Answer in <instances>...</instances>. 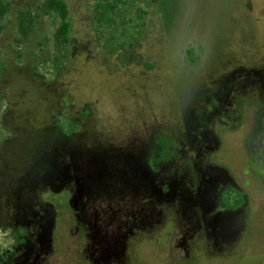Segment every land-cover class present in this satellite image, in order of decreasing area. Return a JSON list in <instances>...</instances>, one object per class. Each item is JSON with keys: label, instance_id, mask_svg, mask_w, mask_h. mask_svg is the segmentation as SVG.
Masks as SVG:
<instances>
[{"label": "rangeland", "instance_id": "374dc122", "mask_svg": "<svg viewBox=\"0 0 264 264\" xmlns=\"http://www.w3.org/2000/svg\"><path fill=\"white\" fill-rule=\"evenodd\" d=\"M46 1L0 0V225L41 205L38 264H264V0H63V47Z\"/></svg>", "mask_w": 264, "mask_h": 264}, {"label": "flooded vegetation", "instance_id": "af4514ba", "mask_svg": "<svg viewBox=\"0 0 264 264\" xmlns=\"http://www.w3.org/2000/svg\"><path fill=\"white\" fill-rule=\"evenodd\" d=\"M254 78L247 81L248 84L244 85V92H251L252 102L249 105H242L238 107L233 113L236 114L234 118L236 121L242 120L245 110L247 108L252 109L253 111V124L251 127V133L248 139L250 152L249 156L251 158L250 163L253 167L255 176L260 180L264 181V75L255 73L253 74ZM244 84V83H242ZM242 88L240 86L239 90ZM246 93V94H247ZM224 96V95H223ZM220 96L219 102L216 103L214 107L216 109L224 108L230 112L234 107V101L232 100L227 105L226 99ZM232 98V97H231ZM233 99V98H232ZM246 106V107H245ZM245 107V108H244ZM223 118V116H222ZM240 123V122H239ZM222 125H225V121H221ZM211 136H215L211 133ZM218 179V178H217ZM226 185L233 184V182H227L222 179H218ZM37 204V203H36ZM38 208L34 204L31 206L32 215L30 218L28 215H31V212L27 215V211L20 212L17 214L19 218L24 219L22 225H20V220H16V223L0 225V240H7L9 243L6 247L0 243V264H38L41 261V257H45L49 249L45 247L46 245L43 242H48L49 246L51 242L53 243V234L47 233L45 227H51L53 225L52 219L46 218L45 211L38 203ZM38 210V211H36ZM27 216V217H26ZM51 220V221H50ZM48 222V223H47ZM38 227L33 229L32 227ZM44 226V230L42 229ZM49 230V229H48ZM5 231V233L3 232ZM46 231V233H44ZM37 232V233H36ZM123 251L122 253H125ZM120 256H113L111 258L110 264H124L125 262L119 261ZM124 260L126 257L124 256ZM126 264V263H125Z\"/></svg>", "mask_w": 264, "mask_h": 264}, {"label": "trees", "instance_id": "16d2710c", "mask_svg": "<svg viewBox=\"0 0 264 264\" xmlns=\"http://www.w3.org/2000/svg\"><path fill=\"white\" fill-rule=\"evenodd\" d=\"M123 3V0H106L104 4H101V19L110 21V15L116 8V5ZM44 12L46 15H56L59 17L60 23L55 34V39L58 45L61 47L66 46L69 42V34L71 30V24L69 21V9L66 2L63 0H47L44 5ZM29 27H25L21 23V31L24 35L28 33Z\"/></svg>", "mask_w": 264, "mask_h": 264}]
</instances>
